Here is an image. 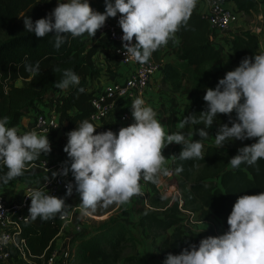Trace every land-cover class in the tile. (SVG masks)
<instances>
[{"label": "trees", "instance_id": "1", "mask_svg": "<svg viewBox=\"0 0 264 264\" xmlns=\"http://www.w3.org/2000/svg\"><path fill=\"white\" fill-rule=\"evenodd\" d=\"M200 3L197 0L187 26L181 27L172 38L177 40L175 60L163 63L159 69L162 71L161 80L170 81L173 85L178 86L181 79H185L193 100L186 105L184 116L190 113L199 116L206 107L203 100L205 89L215 88L218 80L231 71L232 66L237 67L245 56L259 54L256 33L249 30L235 31L230 36L222 37L229 45L232 65L225 68L216 66L221 58V48L217 44L221 35L209 28L208 14L200 11ZM224 3L228 7L232 3L237 13L248 14L256 9L255 0H224ZM89 4L94 11L104 12L102 0H89ZM55 7L56 0H0V119L8 117L7 126L15 127L18 134L22 135L27 132L20 125L22 118L35 110L36 113L42 112L40 109L51 101L61 124L60 132L53 131L49 136L55 138V149L46 155L42 153L26 167L22 176L7 184L0 182V189L5 191H10L18 184L25 187L47 179L53 170L45 172L36 167L35 164L40 161L63 164L68 160L63 151L67 143L66 134L74 130L81 120H89L91 98L103 87L94 89L89 85L91 79L99 75V70L94 67V56L98 49L103 48L108 60L117 61L112 45L104 36L97 38L95 34V41L88 43L86 38L90 36L87 33L76 38L66 34L65 43L57 50L54 47V33L37 38L34 33L25 31L24 16L35 22ZM26 62L32 66L39 62V72L25 71ZM65 69L73 70L80 82L56 94V83L62 79ZM81 88L83 92L79 91ZM228 119L227 115L218 114L207 131L209 136L201 141L204 145L203 160H181L179 153L182 146L175 143L171 146L172 163L163 169L172 168L180 180V206L176 198L161 209L159 201L165 197L158 192L157 181L147 182L151 194L146 201L149 208L152 206L155 209L140 214L135 225L157 239L160 251L168 250V253L175 255L189 244L198 246L207 234L194 235L186 223L214 217L219 224L228 228L227 217L237 198L264 192V159H259L255 165L242 163L235 169L228 163L240 147L255 143V138L241 141L239 146L233 145L237 140L225 141L222 148L215 144L218 126L228 123ZM94 125L97 133L118 131L114 114ZM184 129L188 132L190 128L186 126ZM193 131L196 133L197 127L191 129V133ZM185 137L189 140L200 139L198 134H187ZM181 166L183 170L177 173L175 170ZM6 171L0 164V175ZM182 210H187L189 214ZM59 224V214L47 221L29 217L27 221L21 222L15 234L18 239L25 240L29 251L28 261L12 253L8 264H45L50 246L59 232ZM164 233L168 234L163 237ZM73 241L74 264H142L140 254L135 252L138 240L133 234V225L122 219L110 218L89 229L84 228V233L75 236Z\"/></svg>", "mask_w": 264, "mask_h": 264}, {"label": "clouds", "instance_id": "2", "mask_svg": "<svg viewBox=\"0 0 264 264\" xmlns=\"http://www.w3.org/2000/svg\"><path fill=\"white\" fill-rule=\"evenodd\" d=\"M197 0H104L105 9L94 11L89 0H57L56 7L44 18L33 22L23 17L26 32L43 38L54 33V47L58 50L66 41V34L73 38L87 33L94 37L108 18L120 14L118 25L122 30L123 55L141 64L147 63L153 52L167 45L181 27H186ZM135 38V43H133ZM25 71L39 72L35 66L24 65ZM59 71V69H56ZM79 76L71 69L63 70L62 79L56 83L59 89L78 85ZM83 92V89H79ZM203 100L206 107L197 116L190 113L180 121L179 128L187 125H213L218 114L228 116V123L220 124L215 144L222 148L225 141L255 138V143L237 150L228 163L238 168L242 163L255 165L264 159V52L245 56L234 70L225 73L215 88H206ZM235 113V118L232 117ZM134 123L121 127L118 132H96V126L88 119L81 120L69 131L63 151L64 161L59 173L67 176L71 171L75 185H65V197L71 196L73 187L80 196L84 214L94 211L99 204L127 203L131 197L143 195L140 180L155 183L166 158L162 149L168 144L182 146L179 159H204V145L208 133L200 129L199 140H189L182 132L166 134L152 107L137 97L131 106ZM8 117L0 119V164L7 171L0 175L4 184L24 174L26 167L40 155L51 152L47 135L35 130L18 134L15 127H8ZM229 124L231 126H229ZM70 162V167H69ZM182 166L175 171L181 172ZM168 174L167 169H163ZM31 203L28 214L32 220L53 219L56 214L66 217L70 205L64 198L47 194L45 187L30 190ZM228 229L221 235L208 236L199 245L189 244L179 254L168 253L163 264H264V192L241 195L227 217ZM8 237H0L7 243Z\"/></svg>", "mask_w": 264, "mask_h": 264}, {"label": "built area", "instance_id": "3", "mask_svg": "<svg viewBox=\"0 0 264 264\" xmlns=\"http://www.w3.org/2000/svg\"><path fill=\"white\" fill-rule=\"evenodd\" d=\"M206 1L208 3L209 28L217 35H223L232 24L238 21L239 15L226 6L224 0ZM119 16L120 14L117 13L115 18H108L105 25L97 30L96 36L97 38L101 36L106 37L113 47V53L117 55V62L121 65H132V69L123 81L103 85L91 98L92 112L89 116V121L94 124H98L104 118L114 114L119 105L122 104L126 105V108L114 114L115 123L117 126L120 123H125L130 115L127 105L132 104L137 97L145 101V93L149 81L161 67V63L152 58L147 63L141 64L123 55L125 50L122 47L121 41L123 33L118 25ZM254 31L257 32V28ZM133 43H135V38H133ZM262 52H264V45L259 47V54ZM60 127L61 124L58 121L56 112L50 108L48 111L38 112L34 115L27 132L35 130L39 135H47L49 137L53 131H57ZM35 166L45 172L53 170L59 173L62 164H50L47 161H40ZM166 169L168 174L158 176L156 188L163 197L168 199L169 203L177 198L179 201L178 205L180 206L182 199L180 190L178 189V180L172 168L168 167ZM69 182L75 185L70 173L67 176L58 174L54 178L51 174L39 184L25 186L18 197L8 196L5 190L0 189V237H8L7 243L0 242V263L8 264L12 253L28 261L27 255L29 251L25 240L23 238L18 239L15 230L20 229L21 222L27 221L30 217L28 214V208L31 203L30 197H28L30 190L45 187L47 194L57 198H64L65 203L71 206L68 209V216L62 218L59 214V232L50 246L45 264H74L75 245L73 238L84 233V228L81 224L74 223L75 213L79 207L71 205L65 197V185ZM141 196L143 200L145 199V205L149 207L144 193ZM182 211L187 212V210ZM69 224H73V231L60 235Z\"/></svg>", "mask_w": 264, "mask_h": 264}, {"label": "crops", "instance_id": "4", "mask_svg": "<svg viewBox=\"0 0 264 264\" xmlns=\"http://www.w3.org/2000/svg\"><path fill=\"white\" fill-rule=\"evenodd\" d=\"M200 11L207 12L208 3L206 0H200ZM104 3V0H102ZM114 3V0H111ZM256 9L255 11H251L250 13L238 12L239 18L238 21L231 25L232 32L235 31H243L249 30L257 34L259 47L264 45V0H255ZM230 8L235 10V6L230 3ZM253 15L254 20L251 21H240L242 17H246L248 15ZM257 28V32L254 29ZM230 33V34H231ZM230 34L225 35V37L230 36ZM224 35V34H223ZM221 35L217 41L218 46L221 48V58L217 62L216 66L225 68L227 66H231L233 63V57L230 53L229 45L224 41V36ZM224 37V38H222ZM95 37L86 38V42L92 43L95 41ZM177 47V40L171 39L167 45L161 46L158 50L152 53V59L161 63V65L167 61H174L175 59V51ZM94 67L99 70V75L95 76L91 79L89 85L91 88L99 89L105 84H109L112 82H120L123 81L124 78L128 75V73L132 69V65H121L117 61L108 60L106 57L105 49L100 48L96 52L94 56ZM234 66H232V70H234ZM162 71H158L149 81L148 87L145 93V105L150 106L156 112V119L160 121V123L164 126L166 134H172L179 130V123L184 118L185 107L188 105L193 98L191 97L189 88L185 79H181L178 86L177 84L173 85L170 81L161 80ZM68 89V88H67ZM67 89H57L55 93H60L62 91H66ZM51 104V101H49ZM130 105H132L130 103ZM119 108V107H118ZM37 112V110L30 112L28 115L22 118L21 127L23 129H29L31 126V121L33 115ZM232 117L235 118V113H232ZM173 121V122H172ZM119 127V126H118ZM120 128V127H119ZM119 130V129H118ZM118 132V131H117ZM185 133V132H184ZM191 129L186 132V134H190ZM51 141H55V139H51ZM172 144H168L165 148L162 149V155L166 158V162L163 165V168L172 163V155L170 152ZM53 149H55V143L52 145ZM162 168V169H163ZM161 171L158 176L162 173ZM141 186L145 189L146 183L143 179L140 180ZM24 189V186L21 184L16 185L10 191H6L8 196L18 197L19 194ZM71 205L78 206L80 208V196L75 191V187L73 188V192L71 196L66 197ZM142 201V199H141ZM130 211L134 209V207L125 206ZM139 211L143 210L142 207L137 206ZM136 213L134 216H131V213L128 215H124L120 217V219L128 222L133 225V234L138 240L136 252L140 254L142 264H163L166 255L168 254V250L160 251L158 247L157 239H153L152 236L146 234V231H142L140 227L136 226L135 223L138 219V216L142 213ZM79 213V212H78ZM187 214V213H186ZM133 215V214H132ZM74 223H79L77 221V217L75 215ZM190 229V231L194 235H206L208 236H218L227 231L228 228H225L223 225L219 224L218 221L214 217H210L209 219L202 221H194L190 220L186 223ZM91 226L87 227L90 228ZM73 231V224L67 225L64 231L60 233V235L68 234ZM168 234V233H167ZM167 234H162L165 237ZM147 235V236H146Z\"/></svg>", "mask_w": 264, "mask_h": 264}, {"label": "rangeland", "instance_id": "5", "mask_svg": "<svg viewBox=\"0 0 264 264\" xmlns=\"http://www.w3.org/2000/svg\"><path fill=\"white\" fill-rule=\"evenodd\" d=\"M61 2H66V0H61ZM56 4H57V0H56ZM254 20V16L251 14H249L248 16H244L242 17V19L240 21H251V20ZM233 28H229L227 29L225 32H224V37L225 35L227 34H230L231 31H232ZM127 109L129 110L130 112V115H129V119L125 122V123H120L118 124L119 127H127L131 124L134 123V119L132 117V114H131V106L132 105H127ZM50 108H52L50 102L48 101L46 106L41 108L40 110L42 111H48ZM126 108V105H119V108L116 109V111L114 112V114L118 113L121 111V109H124ZM116 120V119H115ZM189 126L190 129H194L195 127H197L198 130L200 129H203L205 130L206 132L209 131V128H205L204 127V124L201 123V124H197V125H187ZM119 127H117V129H120ZM186 127V126H185ZM61 128V127H60ZM58 129L57 130V133L60 132L61 129ZM176 132H182L185 136L187 135L186 132H185V129H180ZM185 132V133H184ZM49 142H50V146H51V150L53 149L52 145L53 143H56L55 141H51V139H55V138H50V137H47ZM241 144V141H235V143L233 144L234 146H239ZM163 171V169H162ZM69 173L71 174V171H69ZM164 174V172H162L159 176H162ZM175 177L177 178L178 180V183L180 182L179 178L177 177L176 174H174ZM72 176V174H71ZM72 178L74 179V177L72 176ZM140 187H141V192L144 193L146 199H149V195L151 194L150 190H149V187H148V184L146 183V188L144 189L142 186H141V182H140ZM142 199V201H141ZM145 199L143 200V197L140 195V196H133L130 198V200L127 202V203H124V204H110L108 206H103V204H99L97 205L96 209L94 211L92 210H89V213L88 214H84L81 207L79 209L76 210V217H77V221L79 222V224H81L83 226V228H87L89 226H94V225H98L100 223H103L105 221H107L108 219L110 218H118L120 219V217H123V214L124 215H128L131 213V216H134L136 213H139V209L137 208V206L139 207H142L143 210H141L140 213H144L146 210H154L155 208L151 206V208L147 207L145 205ZM159 204H160V208L162 209L165 205H169V201H167L165 198L164 199H161L159 201ZM125 206H130L131 207H134V209L132 210H128L127 207ZM158 209V210H161V209ZM79 212V213H78ZM186 213H189L188 211ZM133 214V215H132ZM140 216V215H139ZM138 216V217H139ZM89 229V228H87ZM129 250H127L126 252H128ZM135 252H136V249H135Z\"/></svg>", "mask_w": 264, "mask_h": 264}]
</instances>
